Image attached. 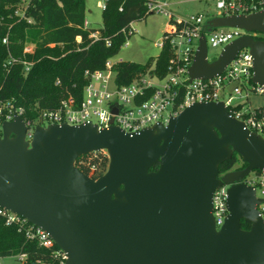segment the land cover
Returning <instances> with one entry per match:
<instances>
[{"label":"water","instance_id":"95a60500","mask_svg":"<svg viewBox=\"0 0 264 264\" xmlns=\"http://www.w3.org/2000/svg\"><path fill=\"white\" fill-rule=\"evenodd\" d=\"M208 26L264 35V10L216 18ZM246 47L254 58L253 82L264 87V40L250 36L225 46L213 62L202 38L191 80L222 74ZM101 151L110 163L99 179L76 167L80 157ZM234 154L246 168L221 174L219 167ZM254 171H264V138L223 103H196L167 126L137 134L91 123L38 127L31 142L16 118L0 138V207L48 233L66 264H264V221L257 210L264 200L242 183ZM223 184L229 185V214L217 230L213 195ZM243 220L251 224L247 231Z\"/></svg>","mask_w":264,"mask_h":264},{"label":"built area","instance_id":"2783aa9c","mask_svg":"<svg viewBox=\"0 0 264 264\" xmlns=\"http://www.w3.org/2000/svg\"><path fill=\"white\" fill-rule=\"evenodd\" d=\"M32 1L21 0L14 16L32 23V18L26 17V11ZM108 1L105 0V4L101 6L103 10L107 8ZM197 1L210 3L211 7L205 13H198L188 20H183L170 13L169 5L161 3V0H147L149 12L169 17V24L172 25L161 44H158L161 49L168 45L172 52V59L164 75L154 66L150 71L137 76L130 84L119 85L116 82L115 64L108 60L104 69L85 72L88 84L83 88L81 96L70 93L59 101L55 109L42 110L36 106L31 110L37 114L33 118L26 117L27 111L24 107L11 101L0 100V138L4 125L14 122L16 118H21L24 122L28 142L32 141L38 127L49 125L80 126L91 123L99 129H110L114 126L125 133L137 134L157 124L167 126L171 118L177 117L196 103H223L233 118L242 122L252 133L264 138V104L253 105L251 102L253 96L264 99V87L253 82L254 58L250 48H243L223 73L212 79L191 80L189 76L202 38H205L208 50L224 49L243 36L259 40V33L246 32L240 28L209 29L208 22L216 18L249 16L263 11L264 0ZM132 25L133 23L130 33H135ZM84 27L89 28L87 21ZM93 36L99 38L100 34L97 32ZM3 42L7 44L8 38ZM33 53L34 45L26 44L24 54ZM207 59L209 62L216 60L210 61L209 55ZM16 63L25 67V73H28L33 65L29 61L11 58L6 66ZM143 78L148 80H142ZM113 108H118L117 114L112 112ZM242 183L254 188L257 198L261 199L258 196L259 189L264 197V171L251 172ZM228 190L229 185L223 184L213 195V217L217 230L221 229L229 214ZM257 210L264 221V201L257 206ZM0 220L6 227L14 228L17 233L22 234L27 241L52 251L48 262L37 260L35 264H66L67 255L41 228L4 207H0ZM9 260L15 264H28V253L0 255V264H6Z\"/></svg>","mask_w":264,"mask_h":264},{"label":"trees","instance_id":"16d2710c","mask_svg":"<svg viewBox=\"0 0 264 264\" xmlns=\"http://www.w3.org/2000/svg\"><path fill=\"white\" fill-rule=\"evenodd\" d=\"M20 2L0 0V100L24 107L26 117L30 118L37 115L31 112L36 106L42 110L55 109L68 94L81 96L88 84L85 72L104 69L106 62L117 56L135 34L130 33L131 24L154 14L148 10L147 0H109L103 10V26L98 31L84 27L85 0H33L26 11V17L32 18V23L14 16ZM97 32L99 38L93 36ZM6 38L7 44L3 42ZM257 39L264 40V35ZM26 44L34 45L33 54H24ZM11 58L29 61L33 65L25 73L21 63L6 66ZM171 59V49L166 45L157 58L144 65L116 63V82L128 85L154 66L164 75ZM109 163V155L101 151L80 157L75 165L96 180L107 172ZM246 166L234 154L219 170L224 174ZM158 169L159 164L150 171ZM250 227L249 222H241L243 230ZM20 252L28 253V264H35L37 260L48 262L52 251L27 241L0 220V255Z\"/></svg>","mask_w":264,"mask_h":264},{"label":"rangeland","instance_id":"374dc122","mask_svg":"<svg viewBox=\"0 0 264 264\" xmlns=\"http://www.w3.org/2000/svg\"><path fill=\"white\" fill-rule=\"evenodd\" d=\"M161 3L169 5L168 10L175 17L188 20L192 15L205 13L211 7L210 3L199 2L197 0H161ZM105 0H85L86 21L89 27L94 30H100L103 26V9L101 6ZM170 18L155 13L149 15L146 19L134 22L132 27L135 34L127 41L117 56L110 59L114 64L119 62H131L140 65L146 64L150 59L157 58L161 54V47L158 45L163 41L164 35L169 31ZM257 36V35H256ZM223 48L208 50L209 60L217 59ZM142 80H148L143 78ZM253 105H263L264 99L257 96L251 98ZM106 152V151H104ZM107 153V152H106ZM242 168L240 170H244ZM258 196L264 199L261 190H258ZM6 264H15L12 260L6 261Z\"/></svg>","mask_w":264,"mask_h":264},{"label":"flooded vegetation","instance_id":"af4514ba","mask_svg":"<svg viewBox=\"0 0 264 264\" xmlns=\"http://www.w3.org/2000/svg\"><path fill=\"white\" fill-rule=\"evenodd\" d=\"M241 162H243L242 160H241ZM244 163V162H243Z\"/></svg>","mask_w":264,"mask_h":264}]
</instances>
